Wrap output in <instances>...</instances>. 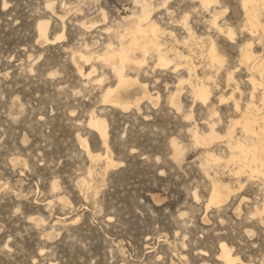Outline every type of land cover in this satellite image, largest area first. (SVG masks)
Here are the masks:
<instances>
[{
	"label": "rangeland",
	"instance_id": "1",
	"mask_svg": "<svg viewBox=\"0 0 264 264\" xmlns=\"http://www.w3.org/2000/svg\"><path fill=\"white\" fill-rule=\"evenodd\" d=\"M136 7L135 0H0V264H224L222 241L244 260L264 264V212L251 215L264 202V173L248 168L237 177L214 162L207 171V147L191 131L208 130L213 104L220 132L238 115L232 101L218 104L219 95L236 84L228 82L230 70L242 105L252 90L260 100L263 87L254 88L250 76L262 75L242 60L240 45L252 40L264 57V4L262 24L252 33L241 1L220 0L225 12L218 22L232 25L234 38L211 25L214 7L199 0H170L157 9L154 18L179 38L167 34V44L189 53L196 64L193 81L213 76L212 103L195 101L189 81L178 85L188 76L183 63L155 65L156 55L149 54L144 68L127 72L137 74L156 98L134 86L122 91L132 102L124 109L103 101L105 88L117 82L112 67L74 52L86 43L98 53L110 40L117 44L123 15ZM186 13L200 37L189 44L181 20ZM41 19L48 21L52 41L40 36ZM209 36L224 59L219 67L201 54V38L207 44ZM93 64L92 78L79 73L78 66ZM102 75L103 82L95 79ZM177 88L179 106L171 101ZM92 113L108 122L114 165H108L102 137L89 124ZM235 131L241 133L240 127ZM85 139L92 154L102 156L90 155ZM210 149L229 153L222 138ZM215 169L234 191L226 202L207 207ZM83 178L87 182L80 184ZM243 196L249 198L238 210Z\"/></svg>",
	"mask_w": 264,
	"mask_h": 264
},
{
	"label": "bare ground",
	"instance_id": "2",
	"mask_svg": "<svg viewBox=\"0 0 264 264\" xmlns=\"http://www.w3.org/2000/svg\"><path fill=\"white\" fill-rule=\"evenodd\" d=\"M5 1L6 0H4V2ZM169 1L170 0H160L155 3L153 0H135L137 7L131 14L125 16L123 15V19L125 20L124 26L121 28L120 26L122 25H119V28L121 29L118 28L115 31L118 39L117 44H114L113 41L110 40L106 43L104 50L101 53H98L96 50H92V47L90 48L89 43H86L84 45L85 50L82 48L74 52V56L79 55L80 58L84 59L86 62H89L90 60L97 57L98 60H102L104 63L112 67L117 78V82L116 84L108 85L105 88L103 93L104 102H108L114 106L124 109L131 107L132 102L126 100L122 96V91H127L134 86L139 87L142 90L141 93L143 92V96L150 98V100L156 98L150 92L147 83L140 81L137 74L131 75L127 72L128 68L139 72L142 68H144L143 66L148 64V55L152 54L156 55L155 65L167 66L171 62H174L177 68L180 63H183L188 71V76L181 77L178 81V85L184 81H189L195 101L198 100L204 104L212 103L213 90L211 81H213V76L208 75L198 77V79H196L197 81L194 82L193 77L198 76L196 71L197 67L196 64L192 62L190 54L186 53L173 44H167L168 39L165 40L167 38V34L170 37L173 36L176 40H179V38L173 30L164 28L156 20V18H154V12L163 6L168 7ZM199 1L200 5L204 7H214L211 12V18L209 19L211 25L214 26L218 31L226 33L228 37L234 38L235 30L233 27H231L232 25L229 26L227 24L226 27H224L222 26V23H219L220 21L218 22L220 15L225 12L224 10L218 8L220 0ZM240 1L246 12V26L253 33L259 29L260 25L262 24L259 16V5L260 3L264 4V0ZM181 20L188 30V35L184 37V43L189 44L191 43L192 39H199L200 37L198 34L196 35L192 25L189 23L187 13L184 14ZM47 25L48 21L42 19L39 21L38 28L40 31V36L45 38L47 41H52L53 39L49 38L47 35ZM61 36H63V34L58 35L57 38ZM201 39V43L203 45L201 54L209 59L212 66H221L224 59L221 55L222 53H220L217 48V43L215 39H213V36H209V42L207 43L208 45L205 43L203 38ZM179 43L180 42H178V44ZM252 46L253 41L247 40L244 44L240 45V53L242 60L248 63L250 68L259 70L262 75L261 78H256L253 73H251L250 76L254 88L260 85L263 87L260 100L255 98V91L252 90L250 91L251 93L249 95V99L243 106L239 97L236 96L235 93L236 90L240 91V85L238 86V82L233 75V71L230 70L231 72L229 71L227 77L228 82L233 80L236 82V84L228 95H224L222 93L219 95L218 104L221 105L228 101H232L234 111L238 112V115L229 119L225 132H220L217 128L220 120H214L215 116L219 117L220 113L217 110L218 107L216 108L213 104L209 107L210 114L208 116V120L206 121L208 130L205 131L203 129L200 130L199 128H191L196 143L207 147L203 153V162L206 164L207 171V165H210L212 162H214L218 164L223 163L226 166L228 174H237V177L243 172L247 171L248 168L253 172L264 173V57H259L260 54H256L253 49L254 47ZM78 70L81 75L91 77L96 71V65L93 64L90 69H86L84 66H78ZM95 79L99 82H103L105 77L102 75L96 77ZM180 90V88H177L175 93L171 95L172 103L176 104L177 106H179L180 103ZM218 119L221 118L219 117ZM89 124L95 128L102 137L103 145L107 148L106 156L109 162L108 165H114L115 160L111 157L110 151L108 149L109 125L106 118L99 116L96 113H92ZM237 126L240 127L241 131L239 134L235 131ZM219 138H222L223 141H226V147L228 148L229 153L222 155L215 152V150L213 151L210 149V146H212V144ZM83 142L90 155L97 157L102 156L100 153L95 154L94 152V154H92L88 141L85 139ZM172 144L176 155H180L182 153V147L179 142L176 139H173ZM229 162L234 163V166L230 167ZM218 173L219 170L215 169L214 175L212 176V189L209 194L208 203L206 205L207 207H209L212 203L220 204L226 202L234 191V188L231 185L232 182L230 183L224 181L220 178V176H218ZM79 182L80 184H84L87 182V180L83 178ZM238 182L239 188H242L243 182L240 180H238ZM195 196H197L196 191ZM248 198L247 196H243L241 198L240 203L237 206L238 210H241V202L243 200H248ZM263 212L264 202L256 205L254 211H251V215H262ZM260 219L262 222H264V218L262 216H260ZM220 248L221 250L219 253V258L224 262V264H255L254 262L244 260L239 254L233 253L232 247L225 241L221 242Z\"/></svg>",
	"mask_w": 264,
	"mask_h": 264
}]
</instances>
